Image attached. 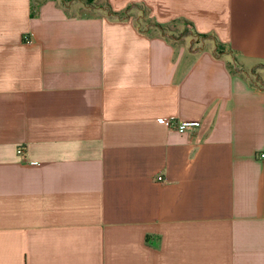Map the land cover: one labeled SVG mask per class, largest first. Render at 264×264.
Segmentation results:
<instances>
[{
  "label": "crops",
  "instance_id": "1",
  "mask_svg": "<svg viewBox=\"0 0 264 264\" xmlns=\"http://www.w3.org/2000/svg\"><path fill=\"white\" fill-rule=\"evenodd\" d=\"M107 2L264 65V0ZM0 264H264V89L211 46L0 0Z\"/></svg>",
  "mask_w": 264,
  "mask_h": 264
},
{
  "label": "trees",
  "instance_id": "2",
  "mask_svg": "<svg viewBox=\"0 0 264 264\" xmlns=\"http://www.w3.org/2000/svg\"><path fill=\"white\" fill-rule=\"evenodd\" d=\"M68 12H72L73 7L79 6L82 10L80 15H105L113 20L127 21L133 20L140 32L148 36L159 35L170 44L186 45L191 53H200L207 49L210 43L214 55L219 59H226L236 73L243 74L252 86L264 89L261 85V77L257 70H264V65H256L251 71L246 70L238 61L237 54L220 43L213 35H201L194 26L187 21H174L168 25H160L152 20L147 9L140 5H132L124 12L115 13L107 0H55Z\"/></svg>",
  "mask_w": 264,
  "mask_h": 264
},
{
  "label": "built area",
  "instance_id": "3",
  "mask_svg": "<svg viewBox=\"0 0 264 264\" xmlns=\"http://www.w3.org/2000/svg\"><path fill=\"white\" fill-rule=\"evenodd\" d=\"M162 124L166 125L171 131H175L179 134H186L189 130H196L200 127L199 123H177L174 121H160ZM19 154H23V150L19 151ZM158 182L163 183L164 179L162 177H158Z\"/></svg>",
  "mask_w": 264,
  "mask_h": 264
},
{
  "label": "rangeland",
  "instance_id": "4",
  "mask_svg": "<svg viewBox=\"0 0 264 264\" xmlns=\"http://www.w3.org/2000/svg\"><path fill=\"white\" fill-rule=\"evenodd\" d=\"M82 10L80 9V7L79 6H75V7H73V9H72V13H80ZM211 46V44L209 43L208 45H207V47H210ZM238 61H239V59H238ZM240 63V62H239ZM244 67V66H243ZM246 70H248V71H251V69L253 68H251V67H244ZM257 73H259L258 75L261 77V81L259 82L261 85H263L264 84V70L262 71V70H257Z\"/></svg>",
  "mask_w": 264,
  "mask_h": 264
}]
</instances>
